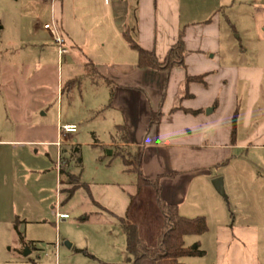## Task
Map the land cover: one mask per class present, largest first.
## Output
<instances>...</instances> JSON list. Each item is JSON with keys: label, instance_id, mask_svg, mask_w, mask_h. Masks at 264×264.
Here are the masks:
<instances>
[{"label": "crops", "instance_id": "crops-1", "mask_svg": "<svg viewBox=\"0 0 264 264\" xmlns=\"http://www.w3.org/2000/svg\"><path fill=\"white\" fill-rule=\"evenodd\" d=\"M43 2L46 9L42 28L52 21L57 24L69 48L65 57L85 72V66L91 64L90 70L113 85L112 89L106 86L109 94L105 108L112 117L113 130L106 144L108 156L116 150L111 142L115 127L124 126L128 141L125 147L142 148V174L149 180L160 177L158 194L150 186L138 189L135 173V181L130 184L123 179L82 185L76 181L60 213H70L76 221L87 216L82 223H91L96 231L83 242L66 241V247L82 253L89 264H131L118 219L134 225L138 238L156 247L164 231L161 201L175 206L181 217L205 219V233L183 238L185 246L197 244L201 248L205 255L202 263L259 264V253L264 249V200L260 204L257 199L228 204L219 199L212 186L214 179L221 178L223 187L231 191L242 187L249 192H264V180L256 178L254 170L237 155L264 154V68L220 65L218 27L223 9L232 6L229 0ZM250 15L256 30L264 25L262 7H254ZM225 23L234 33L228 18ZM124 33L141 48L153 52L159 62L182 34L185 69H138L137 53L125 42ZM187 76L201 77L202 82L186 84ZM205 109L206 117L201 115ZM151 113L160 115L158 123L149 124ZM47 144L54 145L59 156L65 152L58 142ZM222 163L226 165L218 166ZM64 183L67 189L74 186ZM143 193L150 195L161 217L155 237L141 234L134 221V217L145 215V205L131 211ZM76 195L80 199L73 202ZM228 214L233 215L230 221ZM187 238L194 240L187 243ZM141 264L153 262L143 260Z\"/></svg>", "mask_w": 264, "mask_h": 264}, {"label": "rangeland", "instance_id": "rangeland-1", "mask_svg": "<svg viewBox=\"0 0 264 264\" xmlns=\"http://www.w3.org/2000/svg\"><path fill=\"white\" fill-rule=\"evenodd\" d=\"M261 1L229 0L232 6L223 9L218 27L220 65L264 68V25L256 30L250 15L254 7L264 11ZM45 9L43 0H0V264H89L86 256L70 251L65 242H83L96 227L76 221L70 213L65 221L56 217L67 205L63 203L68 188L64 181L73 185L76 181L80 185L113 179H123L126 184L135 181L133 173L123 172L120 157L108 156L106 144L113 132L112 117L105 108L108 88L70 57L59 61L52 38L42 28ZM225 18L235 27L234 33ZM206 111L201 115L206 117ZM66 123L76 126L74 134L62 132ZM49 142L62 145L64 162ZM75 146L80 161L72 153ZM260 153L237 155L254 170L256 178L264 180V154ZM224 193L225 197L217 195L228 204L264 200V192L242 187L239 191L226 187ZM75 198L73 202L79 197ZM141 204L147 212L134 221L141 234L155 237L160 214L149 194H141L131 211ZM227 217L230 221L229 214ZM193 240L186 239L187 243ZM203 256L180 262L204 264ZM258 262L264 264L263 247Z\"/></svg>", "mask_w": 264, "mask_h": 264}, {"label": "trees", "instance_id": "trees-1", "mask_svg": "<svg viewBox=\"0 0 264 264\" xmlns=\"http://www.w3.org/2000/svg\"><path fill=\"white\" fill-rule=\"evenodd\" d=\"M127 45L137 53L138 69H149L153 71H168L175 67H180L185 69L184 64V44L182 40V34L179 35L177 42L168 50L164 60L159 62L154 53L141 48L136 44L127 33L123 35ZM90 67L85 66V70L89 76H95L97 80H100L109 88H113V85L109 81L102 80L96 72L90 70ZM89 69V70H88ZM92 73V74H90ZM189 82H202L201 77H186V84ZM160 119L158 113H151L149 124H156ZM236 129V116H234L232 121V131L231 140L234 141ZM111 142L115 144L116 150L113 153L114 156H118L122 159L125 166L126 172L135 173L137 179V188L142 186H150L155 190V193H159V178L155 180L147 179L141 172V159H142V148L135 147L127 152L123 146L128 145L126 130L124 126H116L114 129V134L111 136ZM72 153L79 159V149L77 146L72 148ZM61 156V161L64 162L65 158ZM226 163H222L218 166H224ZM66 171L64 169L60 171L63 175ZM172 176V175H171ZM76 186H72L66 189V197L63 203L68 201ZM159 209L164 219V231L157 241L156 247H151L150 245L143 242L138 238L134 225L127 224L123 219H118V222L125 234L126 238V252L131 256V264H141L143 260H150L153 264H186L180 262L182 258L199 257L204 254L198 245L185 246L183 238L185 236H200L207 230L206 221L203 217H197L193 219H188L181 217L176 210L175 206L159 202ZM232 217V216H231ZM87 219V216L80 217L79 222H83ZM14 231L17 232L16 226H13Z\"/></svg>", "mask_w": 264, "mask_h": 264}, {"label": "built area", "instance_id": "built-area-1", "mask_svg": "<svg viewBox=\"0 0 264 264\" xmlns=\"http://www.w3.org/2000/svg\"><path fill=\"white\" fill-rule=\"evenodd\" d=\"M44 29L49 33L50 37L52 38L56 50H57V56L59 61H61L68 53H69V48L67 45V41L63 34L61 33L59 27L55 22H50L49 24L44 25ZM62 132L65 134H71L76 132V126L74 125H65L61 127ZM60 159V157H59ZM57 220L59 221H64L68 220V215L67 214H61L57 213L56 214Z\"/></svg>", "mask_w": 264, "mask_h": 264}, {"label": "water", "instance_id": "water-1", "mask_svg": "<svg viewBox=\"0 0 264 264\" xmlns=\"http://www.w3.org/2000/svg\"><path fill=\"white\" fill-rule=\"evenodd\" d=\"M212 186L215 190V192L221 196L225 197L224 188H223V181L221 178H216L212 181ZM29 253V252H28ZM28 253H24V255H27Z\"/></svg>", "mask_w": 264, "mask_h": 264}]
</instances>
